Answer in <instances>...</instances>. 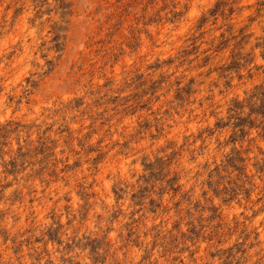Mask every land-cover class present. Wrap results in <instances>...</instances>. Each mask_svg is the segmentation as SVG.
Here are the masks:
<instances>
[{"label": "clouds", "instance_id": "1", "mask_svg": "<svg viewBox=\"0 0 264 264\" xmlns=\"http://www.w3.org/2000/svg\"><path fill=\"white\" fill-rule=\"evenodd\" d=\"M214 2L0 0V33L15 31V18L7 10L20 9L36 33L35 43L45 41L32 51L43 52L49 61L45 71L39 54L24 53L33 63L32 70L43 76L54 72L61 94L70 91L81 97L78 103L83 105L71 113L46 110L49 123L60 124L63 118L62 125L76 124L61 137L62 152H29L38 142L28 138L26 157L21 160L24 175L39 174L48 183V177L57 178L61 169L71 174L64 176V192L58 189L41 196V201L53 197L45 205L46 216L33 215L27 221L16 215L0 216V264H93L85 243L92 236L100 240L92 253L94 264H264V170L254 167L257 162L264 165V114L250 112L247 101L256 86L264 98V0H225L232 9L225 16V38L235 44L242 36L248 45L241 60L242 105L227 112L225 99L230 98L217 99L224 87L219 77L231 78L219 68L227 67L226 58L215 57V62L204 64L201 57L207 53L194 46L200 36L196 21L214 11ZM166 23L173 29L181 23L186 26L185 51L170 59L156 53L161 70L145 71L139 79L142 57L125 69L119 83L105 76L114 59L122 62L129 54L126 43L138 40L141 33L150 36L149 25ZM53 34L55 41H51ZM29 35L25 32L23 39ZM66 43L71 56L65 55L61 67ZM49 50L54 54L48 55ZM17 51L0 49V76L16 67L9 56L15 58ZM173 60L176 68L169 71ZM181 66L185 70L177 73ZM238 74L239 70L233 73ZM93 76L98 78L96 83ZM248 76L253 77L250 82ZM190 77H195V87L187 84ZM99 78L106 81L103 87ZM180 80L185 88L178 86ZM188 88L192 98L180 97ZM174 91L177 95L170 96ZM65 104L66 100H57L61 109ZM132 113L136 120L130 125L126 117ZM225 121L227 131L216 127ZM21 143L25 144L23 134ZM226 157H232V162ZM141 161L151 167L145 169ZM149 172L159 177L149 186L150 192L169 194L165 211L171 216L161 217L162 224L155 218L148 224L144 215L137 219L128 202L138 186L143 187L140 178H147ZM89 185H98L99 191ZM170 185L175 189L170 190ZM75 191H81L83 198H73ZM225 202L230 211L223 210ZM58 224L63 225L59 237L63 242L49 247L45 231Z\"/></svg>", "mask_w": 264, "mask_h": 264}, {"label": "rangeland", "instance_id": "2", "mask_svg": "<svg viewBox=\"0 0 264 264\" xmlns=\"http://www.w3.org/2000/svg\"><path fill=\"white\" fill-rule=\"evenodd\" d=\"M214 11H210L206 18L197 20L199 23V39L195 42V48L207 53L201 57V62L204 64L215 62V57L226 58L227 67L221 64L219 68L228 74L229 78L220 76V83L224 85L219 90L217 99L230 98V101L225 99V103L228 107L225 108V112L231 109H239L242 105L240 99L241 93L244 91V73L241 67V60L244 59L243 49L247 48V42L241 36L239 41L235 44L231 40L225 38L228 28L225 27V16L232 12V9L227 7L225 0H215L213 3ZM8 13L10 18H15V31L7 34L0 33V49L12 48L17 51L16 46L20 48L17 51V55L13 58L10 54L9 59L16 67L12 72L5 73L4 76H0V205H6V207L0 208V216L9 217L16 215L19 218L27 221L31 216L36 217L46 216L45 205L50 203L53 197L49 196L47 201H41V196L46 192L55 193L59 189L60 192H64L67 188L65 184L64 176L70 175L71 170L68 173H64L61 169V173L57 174V178L51 176L48 177V183H45L39 174L24 175L25 166L21 163L22 158L26 157L25 145L28 142V138H35L38 142L37 148L28 149L29 152H39V150L46 149L50 154H54L57 150L63 151L59 148L61 137L64 135L68 128L76 127L75 123L71 125H62L61 123H49L47 109L52 108L53 110L65 113H71L78 107H82L78 101L81 99L80 96L73 95L72 92L66 91L61 94L58 87V81L55 79V73H49L47 76H43L41 73L33 71V63L24 56V53H28L29 56H35L39 54L43 64L41 68L47 71L46 66L49 61L44 58L43 52L32 51V49H39L40 45H43L45 41H40V44H36V33L33 28H30L29 21L24 17L22 11L15 7H9ZM198 11L197 9L193 10ZM233 19H235L233 15ZM186 26L181 23L178 27L173 29L171 23L163 25L153 24L149 25V32L151 35L141 33L138 40L133 39L124 45L128 51V55H125L121 59H114L113 62L105 68V76L112 79L114 83H119L122 80V73L125 69L136 62L137 59L143 58L140 68L137 70L136 78H142L145 71L159 72L160 65L156 63L154 55L156 53H163L165 59H170L176 56L177 52L185 51L186 41L183 39L185 35ZM170 29H173L170 33ZM51 32V28L49 29ZM30 32L31 35L27 39H23V34ZM57 39L56 35H51V41ZM190 39V38H189ZM231 48V50H229ZM52 49L59 51L52 46ZM53 50H49L48 55H53ZM71 56V46L66 43L64 52L60 55V66L63 67V60L65 55ZM191 54V53H190ZM240 57V59H237ZM79 59V57H76ZM255 59L262 57L255 55ZM247 62V61H246ZM145 64L147 67H145ZM155 65V67H153ZM168 67V65H165ZM172 68H176V61L173 60L169 71ZM185 69L183 66L177 68V73L183 72ZM239 70L238 75H233ZM214 77L217 73H212ZM93 83H96L97 77L93 76ZM250 82L253 77L248 76ZM9 80L13 81L9 84ZM106 81L103 78H99V84L101 87L105 85ZM180 88H185L186 83L183 80L177 82ZM188 85L192 87L196 86L195 77H190L187 81ZM76 91L79 93L83 92V89L78 85H73ZM158 91V89H157ZM259 86H256L248 95L247 101L250 105V112H259L264 114V98H262ZM202 93H196L197 96ZM177 95L175 91L170 93V96ZM193 95L192 89L188 88L187 91L180 93V97H187L191 99ZM7 100H4V97ZM72 96V100H68V97ZM179 98V97H178ZM63 99L67 101V104L61 109L57 105V100ZM159 99V97H158ZM206 103V101H205ZM258 103V107L256 104ZM6 118V119H5ZM136 114L132 113L126 117V122L130 125L135 123ZM39 121V123H37ZM246 123V121H244ZM236 127L240 126L238 121L235 124ZM216 127L223 131H227L228 123L225 121L223 124L217 123ZM176 131L175 128L172 130ZM25 138V144L21 143V135ZM215 135V133H213ZM231 139V137H230ZM238 142V141H236ZM147 143V141H143ZM199 143V141H198ZM229 163L232 162V157H226ZM142 166L145 169L151 167L150 164H144L141 161ZM87 166V165H85ZM258 166V170H264V165H259L257 162L254 167ZM170 167V165H169ZM79 166L77 167L78 174ZM143 187L138 186L137 192L133 193L129 197V204L133 205L132 215L137 219L141 215L145 216V220L148 224L152 223V218L159 223H163L164 219H169L171 212H166L165 207L169 200L168 192L161 191L157 196L155 192H150V185L155 181H159V177L154 176L153 173L149 172L147 178H140ZM29 181H32L30 184ZM43 185V186H41ZM64 185V187H59ZM89 187H95L99 191L98 185H89ZM170 190L175 189V185L169 186ZM115 196V192L112 193ZM149 195L153 199H149ZM80 196L83 198L81 191H75L73 198ZM91 198V197H89ZM62 202V201H61ZM225 211H230L227 208V202H225ZM221 211V209H218ZM55 221V217H50ZM143 222V221H142ZM176 225H173L175 227ZM63 227L62 224H58L55 228L51 225L47 227L45 231L46 242L51 245H59L63 241L59 238L60 231ZM37 242H40V238H37ZM73 243L80 247V244L73 240ZM87 246L88 259L93 262L94 258L92 253L95 248L99 246L100 240L95 237H88L85 241ZM67 247V245L65 246ZM79 264V261H77Z\"/></svg>", "mask_w": 264, "mask_h": 264}]
</instances>
